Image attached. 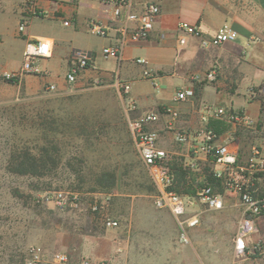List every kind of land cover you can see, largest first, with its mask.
Here are the masks:
<instances>
[{"label": "rangeland", "instance_id": "374dc122", "mask_svg": "<svg viewBox=\"0 0 264 264\" xmlns=\"http://www.w3.org/2000/svg\"><path fill=\"white\" fill-rule=\"evenodd\" d=\"M52 25L37 19L31 28L44 34ZM87 39L91 50L101 48L98 38ZM6 49L14 65L23 61L21 41ZM101 67L117 68L116 64ZM66 75L59 63L47 75H28L20 82L0 74V264H26L38 251L39 264H57L56 253H65L68 264L82 259L94 264H238L233 239L242 211L231 206L238 199H224L226 207L220 211L205 210L199 226L189 231V242L181 243L170 216L158 214L153 205L157 189L122 120L126 97L120 82L112 74L95 71L91 63L73 84ZM50 84L54 90H49ZM261 99L264 111V95ZM258 121L256 133L244 130L249 145L264 139V112ZM151 129L159 132L156 125ZM159 134V146L169 147ZM54 147L60 161L51 175L31 178L8 172L12 153L36 154L41 148L52 152ZM175 163L187 175L184 183L173 170L176 193L194 195L203 182L210 183L209 172L187 173L182 156ZM106 170L116 171L115 187L109 192L92 184ZM219 188L214 187L220 192ZM259 188L263 193L264 179ZM58 192L65 199L62 205L55 201ZM94 205L100 212L92 211ZM106 218L116 220L118 226L106 227ZM255 239L264 240V219Z\"/></svg>", "mask_w": 264, "mask_h": 264}, {"label": "crops", "instance_id": "0c3cea01", "mask_svg": "<svg viewBox=\"0 0 264 264\" xmlns=\"http://www.w3.org/2000/svg\"><path fill=\"white\" fill-rule=\"evenodd\" d=\"M111 1L114 0H36L42 15L36 18L26 15L28 25L26 37H23L19 34L18 26L21 18L25 16L24 0H0V68L5 63L0 74L8 70L16 71L22 64L21 60L19 65H14L8 58L6 47L11 42L23 43V58L28 40H49L52 55L40 62L46 75L52 70V66L58 63L62 73L67 74L70 64L76 61V53L88 52L92 55L91 64L95 71L112 74L121 87H129L125 106H122V120L126 124L128 134L131 136L125 109L127 101L132 100L135 110L129 113V117L136 120L147 113L157 114L159 121L154 126L156 125L158 134L162 133L170 143L169 147H161L172 151V154L181 152L186 162L190 161L187 158L186 146L178 152L179 145L167 130L171 117L164 112L165 107L171 106L178 113L174 126L189 132H194L202 126L200 114L206 106L225 107L245 113L259 125L258 120L264 112L261 99L264 95V0H153L159 8L153 30L146 40L127 44L118 60L104 58L101 54L104 47L114 42L116 31L112 29L109 35L103 38L92 35L88 30L89 23L93 21L115 26L110 21ZM150 1L152 0H130V5L133 10L139 12ZM37 19H46L54 25L44 34H37L31 28V23ZM180 23L195 27L198 34L189 35L179 31ZM222 27L236 32V39L218 47L201 45L202 40L210 39ZM87 36L99 39L102 46L98 51L91 50V41H86ZM181 39L184 44H180ZM97 53L100 56L97 57ZM108 59L111 61L108 62ZM137 59H144L146 63L139 64ZM102 64H116L117 68L105 69L101 67ZM212 69L216 73V79L213 82L203 81L205 74ZM185 89H193L194 97L175 102L176 92ZM208 126L214 129L217 143L229 142L238 148L241 155L248 153L251 144L247 142L244 129L211 120ZM262 142L263 140L257 144ZM198 170H201L200 175L208 171L206 168ZM220 193L224 199L235 198L223 189ZM237 201L231 206L240 208ZM155 208L160 215L168 214L174 222V231L178 230L168 209ZM205 210V206L198 200L190 212L200 213L202 219ZM190 230L192 229H189L188 233ZM92 253L96 258L97 253Z\"/></svg>", "mask_w": 264, "mask_h": 264}, {"label": "built area", "instance_id": "2783aa9c", "mask_svg": "<svg viewBox=\"0 0 264 264\" xmlns=\"http://www.w3.org/2000/svg\"><path fill=\"white\" fill-rule=\"evenodd\" d=\"M110 6V21L115 26L93 21L89 23L88 30L92 35L104 38L114 29L116 31L114 42L104 47L101 54L104 58L118 60L127 44L139 43L148 38L159 14V8L153 0L139 12L132 9L130 0H114L110 2ZM23 7L25 16L20 20L18 31L21 36L26 37L28 22L26 15L39 16L41 12L36 5V0H24ZM178 30L189 35L198 34L195 27L185 23H180ZM236 37V32L228 27H222L210 39L202 40L201 45L203 47H218L225 42L234 41ZM180 44H184L183 39L180 40ZM51 55L52 46L49 40L43 38L28 40L25 44L20 68L16 71L3 72V77L20 82L28 75L45 74L46 71L40 67V62L49 59ZM91 61L92 55L90 53L77 52L76 61L70 67L66 81L70 84L75 83L78 75L86 70ZM136 61L139 64L146 63L144 59H137ZM145 74L148 75V73ZM215 79L216 73L212 69L205 74L203 81L213 82ZM48 88L54 90L55 86L49 85ZM121 90L126 96L129 87L124 85ZM192 97H194L193 89L180 90L176 92L174 101L182 102ZM125 110L128 128L137 153L157 189L153 197L154 205L171 212L178 227L180 242L187 244L189 242L188 230L196 228L200 224V213L190 212L198 200L208 211H220L224 208L222 193L214 189L215 186H219L223 191L230 192L238 199L242 211L233 239L234 256L238 264H264V240L255 239V235L258 233V225L264 219V192L262 193L259 188L264 179V139L261 144L251 145L247 154L241 155L238 148L232 146L231 143H217V135L214 129L208 126L210 120L220 121L256 133L258 122L245 113H238L225 107L206 106L200 114L202 126L194 132H189L174 126L173 123L177 119L178 113L171 106L165 107L164 112L171 117L167 130L171 132L179 148L186 146L187 158L190 160L186 162L181 152L176 154L173 152L172 154V151L159 146V134L150 128L159 121L157 114L147 113L139 119H131L129 113L135 110L132 100L127 101ZM178 156L183 157V168L187 173L200 176L201 170H198L199 168L208 169L214 179V184L203 182L201 186L195 189L194 195H183L173 191L174 174L171 165ZM56 195V203L62 205L65 201L62 193L58 192ZM92 211L100 212L98 205H94ZM104 224L108 228L118 226L116 220L109 218L104 220ZM38 252H33L26 264H39L40 255ZM53 260L57 264H68L69 262L65 253H56ZM79 264L94 263L88 259H82Z\"/></svg>", "mask_w": 264, "mask_h": 264}, {"label": "trees", "instance_id": "16d2710c", "mask_svg": "<svg viewBox=\"0 0 264 264\" xmlns=\"http://www.w3.org/2000/svg\"><path fill=\"white\" fill-rule=\"evenodd\" d=\"M83 133H85V131H83L82 134ZM41 136L44 141L47 139L44 133ZM53 149L54 150L50 152L45 148H41L38 150L36 154H33L32 152H29L27 150H22L19 152L16 151V153L14 154L12 153L8 159V163H9L8 172L20 176H29L31 178H44L51 175L52 172H56L55 170L58 168V164L60 161L59 150L56 147H54ZM171 167L172 170L175 171L180 181H184V183H186L187 175L186 173H184V171H182L180 165L175 163L174 161ZM79 172L80 174H82L81 170H79ZM115 183H116L115 170L101 171L92 180V184L94 188L97 189L100 188L103 192L111 191L115 187ZM210 183L214 184V179L212 175L210 178ZM188 194H193V193L191 192ZM21 264H23L22 261Z\"/></svg>", "mask_w": 264, "mask_h": 264}]
</instances>
